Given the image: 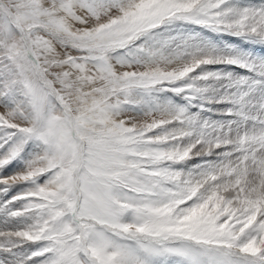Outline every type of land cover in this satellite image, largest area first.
Instances as JSON below:
<instances>
[{"label":"snow or ice","instance_id":"6c2138e0","mask_svg":"<svg viewBox=\"0 0 264 264\" xmlns=\"http://www.w3.org/2000/svg\"><path fill=\"white\" fill-rule=\"evenodd\" d=\"M0 264H264V0H0Z\"/></svg>","mask_w":264,"mask_h":264}]
</instances>
